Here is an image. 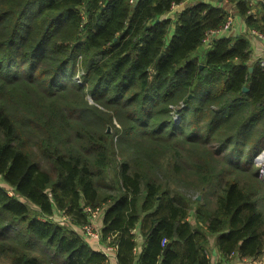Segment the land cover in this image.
Wrapping results in <instances>:
<instances>
[{"label": "trees", "instance_id": "1", "mask_svg": "<svg viewBox=\"0 0 264 264\" xmlns=\"http://www.w3.org/2000/svg\"><path fill=\"white\" fill-rule=\"evenodd\" d=\"M179 1L0 0V264H105L86 206L117 264L264 252V60L243 31L201 44L230 10L264 21L248 0L165 17Z\"/></svg>", "mask_w": 264, "mask_h": 264}, {"label": "built area", "instance_id": "2", "mask_svg": "<svg viewBox=\"0 0 264 264\" xmlns=\"http://www.w3.org/2000/svg\"><path fill=\"white\" fill-rule=\"evenodd\" d=\"M134 0H130V2L132 3ZM194 0H182L179 2H173L171 4L170 9L168 10V12L166 13L165 17H169L171 19H174L176 17V13L179 12L182 8H184L186 5H188L190 2H192ZM203 1H207V0H203ZM258 3L261 4V8L258 6ZM248 5L249 8L247 9V14L249 15H253V17L256 16H260L263 21H264V0H248ZM236 18L237 15L233 12V10H230L229 13L227 14V17L224 21V23L217 27V28H209L207 30L204 31L203 33V37H202V47H207L210 45L211 41H213V39L215 37H218L220 35H223L227 32H230L235 23H236ZM242 26H243V32L245 34H247L248 38H256L258 40H260L263 45H264V32L260 31L258 29L255 28H249V27H245L243 20H242ZM264 59H261L262 63H263ZM85 211L87 212V214L89 215V220L88 222L84 223L82 225V235L85 239L86 242H88V239H96V243L98 248L103 252V254L105 255V264H117L116 260H115V251H116V246L110 245V244H105V240L101 239L100 233L99 231L92 227L93 223L96 221V218L98 216V222H99V217L100 214L102 212L101 208L96 207V208H91L89 206H86ZM55 220H62L67 221L68 217L67 216H61V217H53ZM99 227V226H98ZM99 229V228H98ZM112 237V236H111ZM232 254V253H231ZM243 262L247 263V264H256V260L252 259V258H245L242 259Z\"/></svg>", "mask_w": 264, "mask_h": 264}, {"label": "crops", "instance_id": "3", "mask_svg": "<svg viewBox=\"0 0 264 264\" xmlns=\"http://www.w3.org/2000/svg\"><path fill=\"white\" fill-rule=\"evenodd\" d=\"M242 30H243L242 19L237 16L236 23H235L232 31L234 33H238V32H241ZM249 40H250V46H251V49L253 52L252 55L254 57L264 59V45H263V43L260 40L253 38V37L249 38ZM211 240H212L211 253L213 256L218 257V253H217L216 248L213 244V238H211ZM243 259H245V258H243ZM255 260H256V262H255L256 264H264V252L261 253ZM241 262H243V260H241L239 258H234L230 262H228V263L223 262L222 264H239Z\"/></svg>", "mask_w": 264, "mask_h": 264}, {"label": "rangeland", "instance_id": "4", "mask_svg": "<svg viewBox=\"0 0 264 264\" xmlns=\"http://www.w3.org/2000/svg\"><path fill=\"white\" fill-rule=\"evenodd\" d=\"M87 98H88V100L90 101V102H92V99L90 100L89 99V95H87ZM107 130H109V127H108V129ZM256 164V163H255ZM257 165V164H256ZM260 166V165H259ZM262 179L264 180V177L262 176ZM3 186H5L6 188H8L9 189V187L6 185V184H4V183H2V182H0ZM195 198H198V197H200V194H197V195H193ZM62 216H64V215H62ZM65 222H67V221H65ZM92 227H94V228H96L98 231H99V227H98V216H97V218H96V221L93 223V225H92ZM105 244L107 243V244H110V245H113V243H112V237L111 236H106L105 238ZM88 243L90 244V245H92L93 247H96L97 249H99L98 248V246H97V243H96V239H93V238H91V239H88ZM100 250V249H99Z\"/></svg>", "mask_w": 264, "mask_h": 264}, {"label": "water", "instance_id": "5", "mask_svg": "<svg viewBox=\"0 0 264 264\" xmlns=\"http://www.w3.org/2000/svg\"><path fill=\"white\" fill-rule=\"evenodd\" d=\"M244 90H246L247 88L246 87H244L243 88ZM89 99L91 100V98L89 97ZM263 153H264V148L254 157V162L257 164V165H260V170H259V176L262 178V175H261V173H262V167H263V165H261L260 164V162L261 161H264V157H262V155H263ZM169 247V244H167L166 245V247H165V249H164V251L167 249Z\"/></svg>", "mask_w": 264, "mask_h": 264}, {"label": "bare ground", "instance_id": "6", "mask_svg": "<svg viewBox=\"0 0 264 264\" xmlns=\"http://www.w3.org/2000/svg\"><path fill=\"white\" fill-rule=\"evenodd\" d=\"M262 157H264V154L262 155ZM260 164L263 165L261 175L264 177V161H261Z\"/></svg>", "mask_w": 264, "mask_h": 264}]
</instances>
